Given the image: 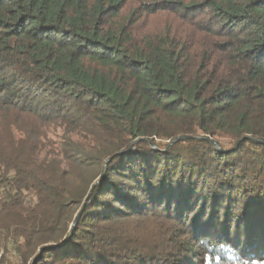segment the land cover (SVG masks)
<instances>
[{
	"label": "trees",
	"instance_id": "trees-1",
	"mask_svg": "<svg viewBox=\"0 0 264 264\" xmlns=\"http://www.w3.org/2000/svg\"><path fill=\"white\" fill-rule=\"evenodd\" d=\"M0 264H264V0H0Z\"/></svg>",
	"mask_w": 264,
	"mask_h": 264
},
{
	"label": "water",
	"instance_id": "water-1",
	"mask_svg": "<svg viewBox=\"0 0 264 264\" xmlns=\"http://www.w3.org/2000/svg\"><path fill=\"white\" fill-rule=\"evenodd\" d=\"M189 139H193V137H189V136L180 137V138L176 139L175 141H173L171 143L170 148H171V146H173L174 144H176L178 142L189 140ZM199 139L211 142L219 151H221V148L212 139H209V138H199ZM245 139H251V138H245ZM242 141L243 140L239 141V143H237L235 145V149L239 147V145L241 144ZM80 217H81V213L77 216V218L75 220V223H74V226L77 225V223L79 222Z\"/></svg>",
	"mask_w": 264,
	"mask_h": 264
}]
</instances>
